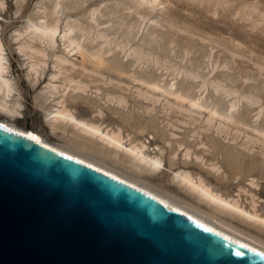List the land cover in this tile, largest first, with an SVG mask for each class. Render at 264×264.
<instances>
[{
	"label": "bare ground",
	"instance_id": "1",
	"mask_svg": "<svg viewBox=\"0 0 264 264\" xmlns=\"http://www.w3.org/2000/svg\"><path fill=\"white\" fill-rule=\"evenodd\" d=\"M61 1L65 3V7L69 11L67 15H65L64 24L62 23L64 27L63 30L60 28V21H63L61 20L60 14L62 12L59 10L61 3L54 0L53 4L50 6L40 5L39 14L41 13L42 16L37 19L38 21H32L31 19H28L30 17L32 18V16H27L28 23L26 22L27 25H25L24 32H19V30L16 31L14 40L15 42L18 41L19 47L17 48L26 58V69L28 74L34 77V81L44 74V67L47 64L48 59L52 60L51 63L53 70L49 73V79L40 92L42 104L45 105L48 102V106L43 108V122L51 134L63 138L65 143H53L41 133L26 130L14 124L15 120L21 118V95L15 88L11 78L12 74L10 73L9 62L5 55V45L1 38V31L0 115L8 120L0 119V127L12 131L13 133L22 134L35 142L104 172L140 190L150 197L160 201L165 206L176 210L222 236L264 255V239L262 238V236L264 237V207L262 208V205H260L262 202L261 198L256 196V194H253L252 190L249 188L246 189L242 186H239V188L237 187L239 190L237 192L235 191L236 193L230 194L224 192L206 179V175H208L215 179L216 183L219 185L229 186L233 184L234 180L230 181L229 175H227V169L224 167L222 168V165L218 164V161H214L215 154L221 156L222 161L220 160V162H222V164L224 163L225 167L231 170L230 173H234L235 176L236 172L232 169L238 168L237 164L242 162L244 157L246 158L248 154L247 151L249 152L247 147L248 143L259 142L258 144H261V147L264 145V130L250 128V126L246 125L244 121L239 118L240 103H246L249 107L256 106L258 103L249 99L247 96L236 97L235 95L237 93L234 92V90L231 91L232 89H229L230 86L228 84H226L229 86L227 89L225 87L226 85L224 86L223 83L231 81L232 77L229 75H227V77H230L229 79L226 77L227 79L222 80L221 82L216 79L209 80L208 76L205 77L207 72L202 76L197 74L198 72L194 73L193 70L189 71L187 67L167 65V61H165L164 58L166 57V54L169 55L171 53V50H169L170 45L175 42L176 44L177 42H180L181 44L183 41L184 43L186 42L193 46L197 45V41L194 40L197 33H194L195 31L188 32V27L186 28L187 30H185L182 26H178V22L176 23L175 20L171 18L173 15L181 17L179 10L183 8L182 5L184 3L180 0H176L180 5L176 8L174 7L175 9L172 10L168 9L170 3L168 1L128 0L123 4L124 6H127V11L125 10L126 13H124L122 18V20H127L128 22L124 24V30H121L122 39L119 40L116 35L119 36L118 33L123 26H120L115 30L113 29V31L112 28H115V26L111 27L112 21L110 19L107 21L102 20L105 15L102 13L100 5L88 11L89 16L88 18L86 16L87 19L80 18L81 20L70 21L72 16L78 15L84 10L83 5L79 3L82 0ZM94 1L96 2V0H83L85 4ZM196 1L201 2L205 0H189L188 3L193 4ZM232 1L234 0H206L205 2L214 5L220 4L222 9L224 7L223 5L227 6V4H230ZM237 1L242 10L245 8L246 13L252 7V5L249 3L248 5L245 0ZM19 4H21L20 0ZM207 4L205 6H207ZM115 5H118V3ZM186 5L189 6V4H185V6ZM119 6L122 8L121 5ZM253 6L254 8L257 7L255 5ZM3 8L4 2L3 0H0V11H2V13ZM225 8L224 11H226ZM254 8L250 10H253L251 14L249 11L248 14H244V17H248L249 14L252 15L254 11L257 10L256 8V10H254ZM19 9H23V7L21 6ZM113 10L114 7L112 11ZM106 11L107 14H109V11ZM117 12H114L113 15ZM258 12L259 11H256L255 13L262 17L263 14ZM7 13L8 8L3 15L6 17ZM214 13H216V11H214ZM97 15H99V17ZM108 16H110V14ZM5 17L0 18V26L3 25L1 22ZM259 17L260 16L256 18ZM36 18L34 16V19ZM116 19L117 16L115 17V20ZM262 22H264V20ZM108 23L110 27L106 26ZM145 23L148 24V30L145 32L146 36L142 38L140 42H137L136 38L138 34H140L139 30ZM183 32H185V34L187 33V35L184 34L187 37L181 35ZM170 35L171 38H169ZM89 37L92 38L89 39ZM196 39L198 41H203V39L200 38ZM85 41L88 43L85 44ZM59 42L62 44L63 49L61 52L58 51V53L56 50ZM202 43L204 44V41ZM167 47L169 52L166 53ZM173 54L175 55V53ZM120 55H123V60H119ZM231 56L233 57V54ZM160 57H162V59ZM71 58H75L74 60L77 59L78 62L74 63ZM178 58L179 56L177 59ZM181 58L179 59L181 60ZM124 62H126L130 69H132L130 72L125 69ZM181 64L183 63L181 62ZM150 66L156 75L157 73L159 74L157 79L135 76V70L142 71L144 68H149ZM189 68L192 69L191 66ZM131 71L134 73L131 74ZM211 71L215 72V69ZM170 72L172 73V76L174 75V78L172 79L173 82L166 83V75ZM104 74H108L109 77H105ZM114 77L117 78V80L113 79ZM180 77L184 80H190V83H197V81L199 82L200 80L199 87L205 91L209 88L215 96L223 94L224 97L227 98L226 100H228L227 107L223 112H218L214 107L210 108L205 106V104L200 103V99H195V97L193 99L188 98L185 90H183V88H178L177 83L175 82V80ZM123 79H127L132 83H137L143 87L142 89L136 88V91L133 90V92L135 91L138 99L141 98L144 102L148 101L155 104L160 101V97H163L165 104L162 108H165L166 106L173 107L174 105L166 99L171 98L175 101L176 107L174 108L182 111L183 108H181V104L186 102L188 103L189 108L195 111L194 113L196 115L193 113L195 116L198 114V117L200 118L202 113H205L207 117L205 116V121L203 122L204 128L202 129L206 134L203 137L212 139L211 135L208 134L211 129H215V132L220 131L221 129L226 131V126L220 121H223L227 125H232L235 128L240 127L251 130L256 136L253 138L246 135L243 142L241 144L238 143L239 145L236 143V138L238 137L232 138V141H227V143L228 145L235 146L224 148L223 150L214 146L212 149L209 148L208 145L204 143L201 138L202 136L199 133L191 134V136L183 139L172 138L173 143L164 140L171 143L169 167H166L161 157L162 148L158 145H156V147L154 146V148H150L145 142H136L131 139L130 134L124 135L120 127L112 128L106 125L103 122L105 115L98 108L91 112L89 119H84L77 116L75 112L68 107V104H66V102L73 101L74 103L75 101H82V99V103H87L86 101H89L90 99L88 100V98L83 97V95L86 94L87 90L91 92L93 89L91 92L94 94L93 98L99 100L100 104L105 106L112 105L115 110H118L117 108L126 107L128 104L126 97L117 95L116 93L117 90L119 92L126 91V89L121 87L124 84ZM101 91L105 93L103 97L100 96ZM237 91L239 92L238 89ZM242 100H244V102H242ZM263 114L264 106H259L256 119L258 120ZM123 122L127 123L124 119ZM197 122L198 121L194 120V124ZM250 122L252 121L250 120ZM221 132L223 133V131ZM170 135L174 137L176 136L173 133H170ZM180 149L182 151L181 155L183 156V159L179 163L182 164L183 168L174 169L172 168L176 165L174 156L177 155L176 151ZM208 152L210 154H208ZM205 153L209 155L206 158ZM253 154H250V156L256 157V155ZM189 157L190 160L188 159ZM190 167L197 168L199 173L191 171ZM254 168L257 169V166L253 165L251 167V169ZM163 170L170 173V186L177 189L178 193H170L164 189H159L147 182L143 177H140L145 176L152 178ZM127 171L130 173H127ZM260 171L262 172L263 169H260ZM202 173H204L205 176ZM246 183L251 189L257 188L254 178H249ZM241 192H243L242 194L245 193L249 195L248 206H245L242 203Z\"/></svg>",
	"mask_w": 264,
	"mask_h": 264
},
{
	"label": "water",
	"instance_id": "2",
	"mask_svg": "<svg viewBox=\"0 0 264 264\" xmlns=\"http://www.w3.org/2000/svg\"><path fill=\"white\" fill-rule=\"evenodd\" d=\"M0 264H264V255L0 127Z\"/></svg>",
	"mask_w": 264,
	"mask_h": 264
},
{
	"label": "rangeland",
	"instance_id": "3",
	"mask_svg": "<svg viewBox=\"0 0 264 264\" xmlns=\"http://www.w3.org/2000/svg\"><path fill=\"white\" fill-rule=\"evenodd\" d=\"M57 1L61 3V7H62V8L60 7L59 10L60 12H62L60 14H61V20L63 21H60V28L61 30H63L64 18H65V15H67L69 11L65 7L66 5L63 1L61 0H57ZM127 1L128 0H125V1L124 0H96V2L95 1L87 2L88 4L87 5L84 3L85 1L83 2L82 0L79 3L83 5L84 10H82L81 13H79L78 15L72 16L70 18V21L81 20L83 18L87 19L89 16L88 11L100 5L101 11L105 15V17H103L102 20L107 21L108 19H110L112 21L111 27L115 26V28H112V30L113 29L115 30L116 28L123 26L120 29V32L118 33L119 36L116 35V37L119 38V40H121L122 39L121 30H124V27H125L124 24L128 22L127 20H122L124 13H126L127 11L126 9L127 6H124L123 4H125V2ZM163 1L170 2L168 9H172V10L180 5L177 3L176 0H163ZM180 1L184 3L182 5L183 8L179 10L182 18L179 16H174V15L171 16V18H173V20H175L176 23L178 22L177 23L178 26L180 27L182 26V28H184L185 30L188 29L187 30L188 32L195 31L194 33H197L196 34L197 37L195 36L194 38V40L197 41V45L193 46L189 43H186V42L184 43V41L181 42V44L180 42H177V44L176 42L173 43L172 45L169 46L170 48L169 50H171L170 51L171 53L169 55L166 54V57L164 58L165 61H167V65L168 66L179 65L180 67H187L189 71L193 70L194 73L198 72L197 74H200L202 76H204L205 72H207V74H205V77L208 76L209 80L216 79L222 82V80H226L227 78L228 79L230 77L234 78V79L231 78L230 82L229 81L227 83L224 82L223 85L225 86L226 84H228L230 86L229 89L230 90L232 89L231 91L234 90V92L237 93L235 95L236 97H241V96L246 97L247 96L249 99L254 100L258 103V105H256L257 107L255 105L249 107L246 103H240V109H239L240 117L239 118L242 121H244L246 125L250 126V128H255V129L259 128L261 130H264V114L258 120L256 119L259 106H264V27H263L264 22H262L264 20V16H263L264 15V11H263L264 10V0H245L247 1V4L249 3L252 5V7L249 6L251 7V9L254 8L253 5L257 6L255 7L257 10L255 8L254 10L259 11L260 14H263L262 17L261 15L255 13L256 11H254V13L250 15L253 12V10L250 11L251 9L249 7L248 8L250 10H248L246 13L245 8H243L244 10H242L237 0L232 1L234 4L231 2L233 5L231 3L227 4V6L223 5L224 7L222 9H221L220 4H219L220 6L218 4L214 5L212 3L205 2L206 0L201 1V2L196 1L193 4L188 3L189 0H180ZM239 1H242V0H239ZM3 2H4L3 13L7 10V8H8V13L5 17L2 11H0V15H1L0 18L5 17V19L1 22V24L3 25L0 26V31L2 32L1 38L5 45V55L9 62V70H10V73L12 74L11 78L13 80V84L15 88L19 91L21 98H22V99L20 98V102L22 104V107H21V118L22 119L20 118L18 120H15L14 124L26 130L41 133L49 141H52L53 143L64 144L65 140L63 138H59L51 134L43 122V115H44L43 108H46L48 106V102L45 105L42 104V100L40 98V95H41L40 92L42 91L43 87L47 83V80L49 79V73L53 70L52 63H51L52 60L48 59L47 64L44 67L45 68L44 74L42 76H39L37 80L34 81V77L30 76L26 69L27 68L26 58L23 56V54L19 52L17 48L19 47L18 41L15 42L14 40V36H16V31L19 30V32H22V31L24 32L25 25H27L28 23L27 18L32 16V18L30 17L28 19H31L32 21H35V22L38 21L37 19H39L42 16L41 13L39 14V8L41 7L40 5L50 6L53 4L54 0H50V2L49 0H23V1L20 0L21 4H19V0H3ZM117 3L118 5H115ZM185 4H189V6L188 5L185 6ZM206 4L207 6H205ZM20 5L23 7V9H19V7H21ZM119 5H121L122 8H120ZM113 7H114V10L112 11ZM224 8L226 11H224ZM116 9L117 10L119 9L118 12ZM106 10L109 11L108 13L112 17V19L110 16H108L109 14H107ZM214 11H216V13H214ZM249 11H250V14L248 16L249 18L246 17L249 21L248 22L247 19L244 17V14H248ZM114 12H117V13L113 15ZM34 16L35 18L36 17L37 18L34 19ZM97 16L99 17V15ZM116 16H117V19L115 20ZM258 16L260 17L256 18ZM147 25L148 24L145 23L141 26L139 30L140 34H138L136 38L137 42L138 41L140 42V40L146 36L145 32H147L146 30H148ZM106 26L110 27L109 23ZM184 34L185 32H183L181 35L184 37H187L185 36L187 35V33L185 35ZM90 38L92 37H89V39ZM169 38H171V35L169 36ZM196 38L203 39L204 44L202 43L203 42L202 40L201 42V41H198ZM87 41H85L84 43L85 44L88 43ZM206 43H209V44H206ZM188 44L191 46H189ZM62 49H63V46L59 42L57 44L56 51L61 52ZM169 50L167 47L166 53L169 52ZM173 53H175V55ZM232 54H233V57L231 56ZM158 55H163V54H158ZM176 56L177 57L179 56V58H181L182 56L181 58L182 61L179 58L178 60ZM119 58H120L119 60H123V55H120ZM160 58L162 59V57ZM74 59L75 58H71V60L74 63H77L78 62L77 59L76 60ZM181 62L183 64H181ZM124 64L126 67L125 69L130 72V70L132 69H130V67L126 64V62H124ZM188 64H191V65H188ZM190 66L192 69L189 68ZM213 69H215V72L211 71ZM135 72H136L135 76L145 77V78H150V79L152 78L157 79V77L159 76L158 73L156 75V73L153 72L151 66L149 68H144L142 71L135 70ZM211 72L213 75L211 74ZM133 73L134 72L131 71V74ZM171 74L172 73L170 72L166 75L167 77L166 83L173 82L172 79L174 78V75L172 76ZM104 75L105 77H109L108 74H104ZM227 75H229L230 77L229 76L227 77ZM113 79L117 80V78L115 77ZM233 81L235 82L237 81V82L235 83ZM175 82L177 83L178 88H183V90H185V93L188 95V98L193 99L195 97V99H200V103H203L205 104V106L210 107V108L214 107L218 112H223V110L228 105L227 103L228 100H226L227 98H225L223 94H221L220 96H215L212 94V91L209 88H207L206 91L204 89L202 90L199 87L200 80L199 82L197 81V83H190V80H184L180 77L177 80H175ZM123 83L124 84L121 87L126 89V91L124 92H119L118 90L117 91L115 90V91L117 95L126 97L128 104L126 107L117 108L118 110H115V108L112 105L105 106L103 104H100L99 100L94 99L93 98L94 94L91 93L93 89L91 90V92L87 90L86 92L87 95L86 94L83 95V97L88 98V100L90 99L89 101H86L87 103H82L83 101L82 99V101H75L74 103L73 101H70V102H66V104H68V107L71 108L77 116L84 118V119H89L91 112L95 111L98 108L105 115V119L103 122L106 125L112 128L120 127L124 135L130 134L131 139H133L136 142L138 141L145 142L150 148H154V146L156 147V145H158L159 147L162 148L161 157L166 167H169V154H170V147H171L170 145L171 143H173L172 142L173 139H183V138H187L191 136V134L199 133L202 136L201 138L203 139L204 143H206L209 148L212 149V147L214 146V147H217L223 150L224 148H230V147L235 146V145H228L227 143V141L229 142L232 141V138L238 137L236 138L237 140L236 143L241 144L246 135H249L250 137H253V138H255L256 136L254 133L251 132V130L240 128V127L235 128L232 125H227L223 121H220L223 125L226 126L228 130L225 129L226 131H224V129H221L220 131L215 132V129H211L210 132H208V134L211 135L212 139H208L206 137H203L206 133H204V130L202 129L204 128L203 122L205 121L204 120L205 116L207 117L205 113H202L200 118L198 117V114L197 116H195L196 115L194 113L195 111L191 110L189 108L188 103L186 102L181 104L182 106L181 108H183L184 111L174 108L176 107L175 101L171 98L170 99L166 98V99H168V101L174 105L173 107L164 106L165 108H162L163 105L165 104L163 97H160V101L156 102L155 104L152 102H148V101L144 102L141 98L138 99V97L136 96V92H135L136 88L138 89L143 88L141 85H138L137 83H132L131 81H128L127 79H123ZM230 84L234 86L232 87ZM229 86L226 85L225 87L228 89ZM237 89L239 90V92L237 91ZM251 89H252L253 94L251 92ZM133 90L135 91L133 92ZM204 91H205V94H204ZM104 94L105 93L101 91L100 96L103 97ZM251 95H252V98H251ZM242 102H244V100H242ZM191 113L192 114L194 113L195 115L194 114L192 115ZM131 116L133 117V119ZM0 119L8 120L7 118L2 117L1 115H0ZM123 119L126 120L127 123L123 122ZM194 120L198 122L194 124ZM250 120L252 122H250ZM201 129H202V132H201ZM221 131H223V133ZM170 133L175 134L176 138L174 136H171ZM164 140H168L171 143L164 141ZM258 143L259 142H252L251 144L250 142L248 143L247 147L249 149V152L247 151V153L249 155L247 154L246 158L244 157V160H243L244 162L242 161L237 164L238 168L232 169L236 172L235 176H234V173H230L231 170L226 168L224 163L222 164V162H220V160L222 161L221 156L218 154H215L214 161L215 162L218 161V164H221L222 168L224 167L225 169H227L226 171H227V175H229L230 181L234 180L233 184L229 186L219 185L216 183L215 179H213L212 177L208 175H206L207 176L206 179L209 182H211L213 185L221 189L222 191L228 192L230 194L236 193L239 190L238 189L239 186L245 187L246 189L249 188L250 190H252L253 194H256V196L261 198L262 202L260 203V205H262V208H263L264 207V145L261 147V144H258ZM181 149L176 151L177 155L174 156V160L176 161V165L172 167L174 169L183 168L182 164L179 163L183 159L182 158L183 156L181 155L182 154ZM250 150H251V153H250ZM208 154L210 153L208 152ZM250 154L256 155V157H251ZM208 156L209 155L205 153V158ZM188 159L190 160V157ZM253 165L257 166V169L255 168L251 169ZM190 169L193 172L199 173L198 169L195 167H190ZM260 169H263V171L261 172ZM127 173H130V172L127 171ZM202 174L205 176L204 173ZM140 177H143V179H145L147 182H149L150 184H152L153 186L159 189H162V190L164 189L166 191H169L170 193H178L177 189L170 186L171 184L170 173L164 170L161 173L156 174V176L152 178L145 177V176H140ZM249 178H254L255 183L257 184L256 189L254 188L251 189V187L247 185L246 182H248ZM242 193L243 192H241V194ZM246 195L247 194L245 193L242 194L241 201L245 206H248L249 195L247 196ZM262 238L264 239L263 236Z\"/></svg>",
	"mask_w": 264,
	"mask_h": 264
}]
</instances>
